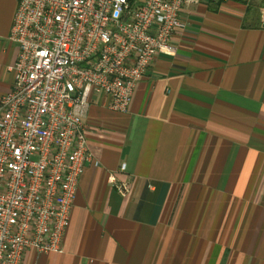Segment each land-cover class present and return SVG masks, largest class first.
I'll use <instances>...</instances> for the list:
<instances>
[{"label": "crops", "instance_id": "0c3cea01", "mask_svg": "<svg viewBox=\"0 0 264 264\" xmlns=\"http://www.w3.org/2000/svg\"><path fill=\"white\" fill-rule=\"evenodd\" d=\"M16 9L0 0V98L14 84ZM181 16L176 54L155 59L128 111L94 97L97 164L65 251L30 250L23 264H264V0H201Z\"/></svg>", "mask_w": 264, "mask_h": 264}, {"label": "built area", "instance_id": "2783aa9c", "mask_svg": "<svg viewBox=\"0 0 264 264\" xmlns=\"http://www.w3.org/2000/svg\"><path fill=\"white\" fill-rule=\"evenodd\" d=\"M200 1L17 0L14 84L0 98V264L64 253L80 178L97 164L85 123L94 97L128 111L155 59L176 54L182 12ZM110 181L131 193V181Z\"/></svg>", "mask_w": 264, "mask_h": 264}]
</instances>
